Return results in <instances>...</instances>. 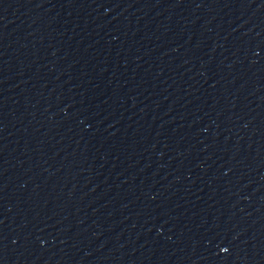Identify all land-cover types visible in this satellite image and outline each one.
<instances>
[{"label": "water", "instance_id": "water-1", "mask_svg": "<svg viewBox=\"0 0 264 264\" xmlns=\"http://www.w3.org/2000/svg\"><path fill=\"white\" fill-rule=\"evenodd\" d=\"M0 264H264V0H0Z\"/></svg>", "mask_w": 264, "mask_h": 264}]
</instances>
